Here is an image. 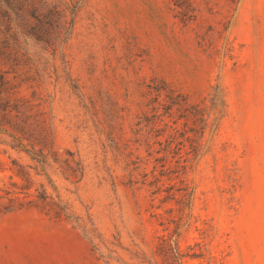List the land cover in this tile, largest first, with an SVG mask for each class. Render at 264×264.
I'll return each mask as SVG.
<instances>
[{
  "label": "rangeland",
  "instance_id": "obj_1",
  "mask_svg": "<svg viewBox=\"0 0 264 264\" xmlns=\"http://www.w3.org/2000/svg\"><path fill=\"white\" fill-rule=\"evenodd\" d=\"M0 264H264V0H0Z\"/></svg>",
  "mask_w": 264,
  "mask_h": 264
},
{
  "label": "trees",
  "instance_id": "obj_2",
  "mask_svg": "<svg viewBox=\"0 0 264 264\" xmlns=\"http://www.w3.org/2000/svg\"><path fill=\"white\" fill-rule=\"evenodd\" d=\"M221 105L224 108V102L222 100V94L218 88L214 89L211 105ZM198 146V144H197Z\"/></svg>",
  "mask_w": 264,
  "mask_h": 264
}]
</instances>
